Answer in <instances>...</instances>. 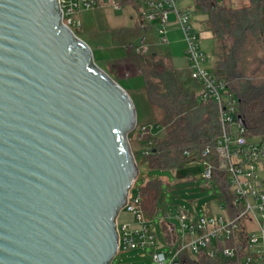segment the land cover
Returning <instances> with one entry per match:
<instances>
[{
	"label": "water",
	"instance_id": "95a60500",
	"mask_svg": "<svg viewBox=\"0 0 264 264\" xmlns=\"http://www.w3.org/2000/svg\"><path fill=\"white\" fill-rule=\"evenodd\" d=\"M137 125L59 0H0V264L112 263Z\"/></svg>",
	"mask_w": 264,
	"mask_h": 264
},
{
	"label": "built area",
	"instance_id": "2783aa9c",
	"mask_svg": "<svg viewBox=\"0 0 264 264\" xmlns=\"http://www.w3.org/2000/svg\"><path fill=\"white\" fill-rule=\"evenodd\" d=\"M132 0H59L62 21L74 32L80 26V12L98 6L111 5L115 9ZM146 5L142 9V25L153 24L162 44L169 43L168 32L177 25L184 33L185 55L191 78L201 84L200 101H214L219 109L221 132L214 147H207L199 163L204 168V187H217V195L205 202L200 212H190L175 204L169 208L171 216L180 221V229L172 224L170 244L180 239L176 253L169 256L163 250L152 220L145 217L142 197L130 190L123 208L134 220L118 223V252L149 249L153 264L186 263L189 252L195 264L201 258L235 261L236 264H264V137L250 135L239 112V100L230 91L226 81L206 67L207 54L201 47V32L194 23V9L181 5V0H138ZM171 14L174 18H171ZM141 54L144 48H136ZM160 123H143L136 127L141 135L153 133ZM142 155L148 149L142 148ZM219 170L221 174L216 175ZM224 174V175H222ZM227 184L228 189L222 185ZM117 252V253H118Z\"/></svg>",
	"mask_w": 264,
	"mask_h": 264
},
{
	"label": "trees",
	"instance_id": "16d2710c",
	"mask_svg": "<svg viewBox=\"0 0 264 264\" xmlns=\"http://www.w3.org/2000/svg\"><path fill=\"white\" fill-rule=\"evenodd\" d=\"M194 1L195 11L206 15L199 31L211 32L221 43L213 71L237 96L247 132L264 137V0H248L243 6L220 0ZM151 59L149 62L156 67L146 86V96L155 121L164 125L167 132L165 136L139 133L141 149H148L142 159L150 168H181L200 159L207 147H214L221 132L219 109L214 101H200L199 93L174 69ZM215 174L221 172L216 170ZM161 184L157 178L148 179L136 191L142 197L148 219L156 213ZM222 186L229 188L227 184ZM164 227L171 241L170 228ZM186 264L195 263L188 259ZM201 264L236 262L202 257Z\"/></svg>",
	"mask_w": 264,
	"mask_h": 264
},
{
	"label": "rangeland",
	"instance_id": "374dc122",
	"mask_svg": "<svg viewBox=\"0 0 264 264\" xmlns=\"http://www.w3.org/2000/svg\"><path fill=\"white\" fill-rule=\"evenodd\" d=\"M226 4L243 6L248 0H222ZM188 6L196 8L194 0H188ZM140 4L126 2L120 9H115L111 5L98 6L92 9L84 10L79 13L77 19L80 26H73L76 35L85 40L93 50L96 63L103 69H107L102 58H128L135 55L134 50L141 46L144 48V54H158L164 58H171L172 55L179 53L185 47L184 33L182 30L174 31L172 35L168 34L170 42L162 44L156 29L150 26L145 29L139 26L142 23L143 15ZM195 11V10H194ZM202 13H196L195 25H201ZM143 37L145 41L142 42ZM201 47L209 54V62L218 58L221 49V43L213 38L209 32H201ZM131 51V53H130ZM210 62V63H211ZM209 63V64H210ZM116 65V64H115ZM153 65H150L152 72ZM159 67V66H158ZM160 68V67H159ZM128 69H120L119 73H110V75L119 80V83L132 96L137 112L138 125L148 123L152 117V107L149 105L144 85L148 82L150 75L132 76L129 79H119L124 77ZM133 84L135 87H128ZM135 88V89H134ZM150 122V121H149ZM137 125V126H138ZM164 128H155V135H166ZM129 139L133 148L134 155L139 166V176L135 182L132 192L145 184L148 179L157 178L161 180V190L157 199V208L154 217L151 218L152 225L156 232L158 240L164 244L163 250L169 256L176 253L181 243L180 239L176 243L170 244L165 231V225L172 224L176 230L180 229V221L171 216L169 208L175 204L184 206L190 212H200L205 202L216 198L217 187H204L202 179L203 166L199 163H190L177 169L150 168L143 162L142 149L140 143V134L137 129L129 133ZM133 215L122 209L118 216V223L133 221ZM150 250H128L120 251L116 254L111 264H153ZM190 261L196 260L189 252H185Z\"/></svg>",
	"mask_w": 264,
	"mask_h": 264
},
{
	"label": "crops",
	"instance_id": "0c3cea01",
	"mask_svg": "<svg viewBox=\"0 0 264 264\" xmlns=\"http://www.w3.org/2000/svg\"><path fill=\"white\" fill-rule=\"evenodd\" d=\"M135 2H138L140 4L139 8H142V7L144 8L145 5H146L143 1H138V0L130 1V3H133V4H135ZM220 2L223 3L222 0H220ZM180 3H181V5L188 6V0H181ZM196 13L197 12L194 11V18L193 19H195V21L197 20L196 19ZM201 15L203 16L202 17V20H203L206 17V15L205 14H201ZM171 18L172 19L174 18L173 14H171ZM196 22L198 23V21H196ZM139 26L144 28L145 32H147V30H148V28L150 26L154 27L153 24L147 25V26H143L142 23H139ZM197 26L200 27L199 24H197ZM176 30L180 32L181 29L177 25L174 24V25H172L170 27L168 34L172 35L173 32L176 31ZM207 32H209V31H207ZM209 33L212 36L211 32H209ZM144 41H145V37H143V39H142V42H144ZM169 42H170V40H169ZM185 50H186V43H185L184 49L180 52V54L176 53V54L172 55L171 58H164V57H162V56H160L158 54H148L147 55V54H144V52L141 53V54H137L136 51L134 50V54L135 55L130 56L128 58L127 57L126 58H122V59L121 58H115V57L106 58V59L102 58L103 59L102 61L105 62L106 66H107V69H105V70L109 71L110 73H115V72L119 73V70L122 69V67H123V69L124 68L128 69V71H126L125 76L121 77L119 79H126V78L129 79L132 76H141V75H144V76L147 77V75H150V77L147 78L148 82L144 85L145 96H146V86L152 79L150 65H153V64H151V62H149V59H151V58H153V59H151L152 61H155V60L156 61L157 60L163 61V65L165 67L174 69L177 72V74H178V76L180 77L181 80L186 81L194 90L197 91V93H199L200 89H201V84L191 78L190 70L188 68V63H187V59H186V55H185ZM130 53H131V51H130ZM206 54H207V62H206L205 65H206V67H208L211 70H213L215 68V66H216V62H217L218 58H215V60H213L212 62L210 61L211 62L210 63L209 62L210 56H209L208 53H206ZM118 82H119V80H118ZM127 86L129 88L130 87H135V86H133V84H128ZM127 91L129 92L128 88H127ZM146 99H147V96H146ZM147 101H148V99H147ZM149 121L151 123H159V122H156L155 119H154L153 110H152V117H151V119ZM149 121H148V123H149ZM165 130L166 129L164 128V131ZM155 136H158V135H155ZM161 136H165V135H161Z\"/></svg>",
	"mask_w": 264,
	"mask_h": 264
}]
</instances>
